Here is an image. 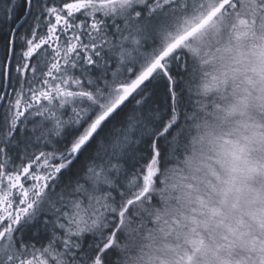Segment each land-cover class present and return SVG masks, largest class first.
Returning a JSON list of instances; mask_svg holds the SVG:
<instances>
[{
	"label": "snow or ice",
	"instance_id": "snow-or-ice-1",
	"mask_svg": "<svg viewBox=\"0 0 264 264\" xmlns=\"http://www.w3.org/2000/svg\"><path fill=\"white\" fill-rule=\"evenodd\" d=\"M0 264H264V0H0Z\"/></svg>",
	"mask_w": 264,
	"mask_h": 264
}]
</instances>
